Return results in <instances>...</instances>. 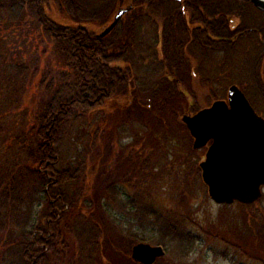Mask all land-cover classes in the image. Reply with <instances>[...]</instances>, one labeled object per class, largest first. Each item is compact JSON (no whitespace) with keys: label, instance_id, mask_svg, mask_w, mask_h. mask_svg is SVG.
Instances as JSON below:
<instances>
[{"label":"trees","instance_id":"trees-1","mask_svg":"<svg viewBox=\"0 0 264 264\" xmlns=\"http://www.w3.org/2000/svg\"><path fill=\"white\" fill-rule=\"evenodd\" d=\"M124 2L0 0V12L27 16L40 27L60 65L57 70L46 65L31 118L21 95L28 75L17 79L14 94L2 90L0 81V264H141L131 258L133 243L170 241L182 255L186 240L190 246V240L200 239L192 229L232 242L193 214L197 186L190 175L206 192L198 159L188 165V191L179 194L177 206L160 205L149 189L155 169L167 170L158 131L165 132L182 109L199 108L192 70L212 80L235 76L230 84L243 86L264 116V11L250 0ZM130 4L114 29L95 35L118 8ZM34 61H26L35 66L26 72L37 71ZM217 94L215 89L212 97ZM124 125L147 133L139 149L129 147L132 141L115 143L114 129ZM188 136L185 146L192 149ZM169 138L168 143L175 139ZM235 203L236 213L217 219L237 224L240 218L252 226L253 251L235 247L264 262V205L254 213L253 203ZM150 226H158L157 232L145 234Z\"/></svg>","mask_w":264,"mask_h":264},{"label":"rangeland","instance_id":"rangeland-1","mask_svg":"<svg viewBox=\"0 0 264 264\" xmlns=\"http://www.w3.org/2000/svg\"><path fill=\"white\" fill-rule=\"evenodd\" d=\"M127 3L128 0H125L124 5ZM233 21H236V19L234 18ZM262 54L264 56V50ZM26 61H34L37 63V71L33 70V72H26L28 65L33 67V69L35 67L32 63L26 64ZM1 64L2 67H0V69L2 72H0V81L3 83V86H1L2 90L12 91L14 94L15 91L11 89L17 87V79H24L22 75H28V77H26L28 78L25 83L26 86L20 91L23 97L24 107L31 118L36 108V103L42 94V88H40L38 84L43 71L46 72L47 70L46 65L53 67L54 70H57L60 66L57 63L52 43L46 38L40 27L36 25L32 26L29 23V18L27 16L20 19L16 17L15 14L0 12V65ZM252 67L257 71H261V69L253 64ZM227 70L225 72L229 74L230 70ZM167 71L164 70V72ZM195 73L196 74L194 75L192 74L190 86L196 93L194 103H196L198 107L208 105L216 97H224L227 87L230 85L229 76L231 75H228L225 80L220 81L218 78L221 76L212 80L211 77H209V79L202 76L200 77L197 71H195ZM48 77L49 76L46 78L47 82L49 81ZM201 80L209 81L203 83ZM22 84L23 83H21V85ZM241 88L244 90L243 86H241ZM215 89H217L218 94L216 97H212V93ZM117 112L119 113V111ZM185 112H187V109L184 111L182 109L177 121L167 123V125H165L166 128L164 129L165 132L162 130L158 131L162 149L167 154V167H165L167 170L164 172L162 168L155 169V173L158 175L156 180L151 183L150 186L152 187H150L149 193L152 198H156L160 205L164 206L175 207L178 202H181L179 200V194L183 191H188L184 186L186 183V178L184 177L187 175L186 171H188V165L191 160H199V157L203 154L202 148L204 147H201L199 150H192L190 147L188 148L185 146V143L188 144L189 142V136L186 134V127L180 124L182 122L180 116ZM110 116H112V119L116 122L115 116L117 115L111 114L109 117ZM113 133L115 143L119 140L121 143L132 141V144L129 147L132 149L133 147L136 148L134 150L139 149V147L142 146V143H144V140L148 138L147 133H145L140 126H134L133 128L124 125L121 131H119V129L115 131L114 129ZM169 137L175 139L171 140V143H168V140L170 139ZM113 148L117 149L116 145H113ZM143 149H145V155H148L149 150H151L148 146H145ZM71 151L72 149H66L67 153H70ZM184 166L186 168L183 170ZM193 179L194 177L190 175L189 180H191L192 183H195L194 186H197V196L193 199L194 207H191L193 214L196 215L195 218L197 217V221L204 225L215 224L222 234L232 240L233 243L231 242L228 244L224 242L218 234H215L216 236L211 238H207L201 233V230H198L199 232H197L195 229H192V233L200 237V239L197 238L190 240V246H188V241L186 240L183 246L185 253L182 255L179 253L177 254V251L173 249L174 243H170V241L166 244L159 243L165 248V253L158 262L161 264H264L261 260L253 259L248 254H244L235 247L237 243H239L243 249L248 247L249 250L253 251L255 238L249 235V229L252 226L249 225V228L247 225L244 226V222L240 218L237 220V224H239L238 227H235L237 224L230 219L225 220V222L218 221L219 219H217V214L220 213L226 215L229 213H236L240 208L239 205L233 202L229 208L222 209L221 204L214 202L208 196L207 191L205 192V188L198 187L199 181ZM141 188H145V185L142 184ZM131 189L132 188L130 187L125 188V190L129 192H131ZM143 200L152 201L153 199L143 197ZM252 203L253 205L250 209H253L252 212L254 213L261 210V207L263 208L264 186L262 187V195L248 204ZM112 206L115 209L117 208L116 210L119 208L115 204ZM190 212L191 211H189V213ZM150 227L153 228V226ZM152 228H147L143 232L148 235L157 232L158 226ZM260 256L264 257V253L262 255L260 254Z\"/></svg>","mask_w":264,"mask_h":264},{"label":"water","instance_id":"water-1","mask_svg":"<svg viewBox=\"0 0 264 264\" xmlns=\"http://www.w3.org/2000/svg\"><path fill=\"white\" fill-rule=\"evenodd\" d=\"M251 1L264 11V0ZM130 8L131 4L118 8L97 36L109 33ZM181 120L193 137L192 147L206 146L199 167L212 200L251 203L262 195L264 117L254 109L237 84L228 86L225 98H216L193 113H184ZM164 253L162 245L146 241H138L131 247V257L142 264H152Z\"/></svg>","mask_w":264,"mask_h":264},{"label":"flooded vegetation","instance_id":"flooded-vegetation-1","mask_svg":"<svg viewBox=\"0 0 264 264\" xmlns=\"http://www.w3.org/2000/svg\"><path fill=\"white\" fill-rule=\"evenodd\" d=\"M96 34H97V32L95 33V35H96ZM234 37H236V35H235ZM166 71H167V70H166ZM192 72H193V73H192L193 75L196 74V73H195V70H192ZM171 76H173V77H171ZM171 76H168V75H167V77H168L169 79H172V80H173V79H179L178 77H176V76H174V75H171Z\"/></svg>","mask_w":264,"mask_h":264}]
</instances>
